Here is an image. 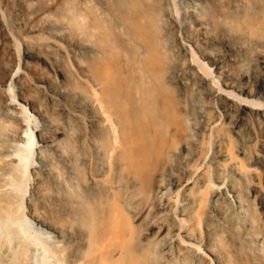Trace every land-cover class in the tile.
<instances>
[{"label":"bare ground","instance_id":"1","mask_svg":"<svg viewBox=\"0 0 264 264\" xmlns=\"http://www.w3.org/2000/svg\"><path fill=\"white\" fill-rule=\"evenodd\" d=\"M0 217V264H264V0H0Z\"/></svg>","mask_w":264,"mask_h":264},{"label":"rangeland","instance_id":"2","mask_svg":"<svg viewBox=\"0 0 264 264\" xmlns=\"http://www.w3.org/2000/svg\"><path fill=\"white\" fill-rule=\"evenodd\" d=\"M12 92H14V91H12ZM32 139H33V142H32V151L34 152V149H35V146H36V137L33 135V136H32ZM33 152L31 153V155H30L29 158H28L29 161H31V160L33 161ZM29 181H30V180H29ZM3 217H4V216H3ZM0 218H2V217H0ZM2 245H3V244L0 245V252H2V251L6 248V247H5L6 245H5V246H4V245L2 246ZM2 247H3V248H2ZM1 248H2V249H1ZM0 254H1V253H0Z\"/></svg>","mask_w":264,"mask_h":264}]
</instances>
